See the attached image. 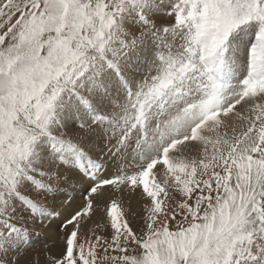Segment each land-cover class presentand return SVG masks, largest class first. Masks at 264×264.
I'll return each instance as SVG.
<instances>
[{
  "label": "snow or ice",
  "instance_id": "obj_1",
  "mask_svg": "<svg viewBox=\"0 0 264 264\" xmlns=\"http://www.w3.org/2000/svg\"><path fill=\"white\" fill-rule=\"evenodd\" d=\"M0 264H264V0H0Z\"/></svg>",
  "mask_w": 264,
  "mask_h": 264
},
{
  "label": "rangeland",
  "instance_id": "obj_2",
  "mask_svg": "<svg viewBox=\"0 0 264 264\" xmlns=\"http://www.w3.org/2000/svg\"><path fill=\"white\" fill-rule=\"evenodd\" d=\"M127 199V198H126ZM132 211L136 213L135 216H129V219L131 221V224L133 226L134 229H138L140 224H141V215H142V207L141 204L139 202L138 198H133L132 199V205H131Z\"/></svg>",
  "mask_w": 264,
  "mask_h": 264
}]
</instances>
